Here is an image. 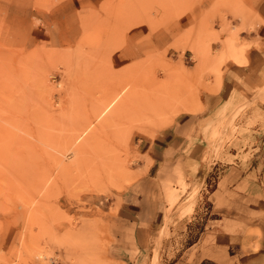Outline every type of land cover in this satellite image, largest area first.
Here are the masks:
<instances>
[{
	"label": "rangeland",
	"instance_id": "374dc122",
	"mask_svg": "<svg viewBox=\"0 0 264 264\" xmlns=\"http://www.w3.org/2000/svg\"><path fill=\"white\" fill-rule=\"evenodd\" d=\"M257 1L0 0V264L188 263L187 248L218 223L204 188L212 161L262 138L264 115L240 106L215 129L198 184L177 203L184 182L168 190L157 226L120 211L149 196L137 143L193 101L212 67L191 65L253 29ZM195 5L196 17L181 18ZM179 23L167 48L122 57L131 29L144 25L150 38ZM120 91L122 107L94 120ZM252 103L264 106V87Z\"/></svg>",
	"mask_w": 264,
	"mask_h": 264
},
{
	"label": "crops",
	"instance_id": "0c3cea01",
	"mask_svg": "<svg viewBox=\"0 0 264 264\" xmlns=\"http://www.w3.org/2000/svg\"><path fill=\"white\" fill-rule=\"evenodd\" d=\"M200 7H189L180 14L181 18L196 17ZM253 7V29L241 31L235 45H230L229 35H225V44L218 45L222 56L210 57L207 64L195 61L191 65L212 67L196 79L198 91L193 101L181 104L180 110L155 134L139 139L137 147L146 166L143 190L149 196L126 199L120 209L124 216L134 218L140 225L163 224L168 190L178 189L184 182L183 190L173 197L172 202L177 203L181 198L175 201L176 196L188 195V187L198 184V176L208 166L209 139L219 134L215 129L240 106L244 113L259 110L264 115V106L249 105L256 90L264 87V0H258ZM181 25L173 29L160 27L150 38L144 25L131 29L122 57L134 59L149 47L167 48ZM242 42L248 44L246 48ZM256 128L258 134L264 130L263 125ZM225 150V157L212 161L204 183V188H212L207 189V199L212 213L218 214V223L187 248V264H264V134L259 140L245 143L244 148L227 146ZM228 158L238 159L225 161ZM224 162L230 164L223 168ZM167 225L169 220L165 230Z\"/></svg>",
	"mask_w": 264,
	"mask_h": 264
},
{
	"label": "bare ground",
	"instance_id": "6f19581e",
	"mask_svg": "<svg viewBox=\"0 0 264 264\" xmlns=\"http://www.w3.org/2000/svg\"><path fill=\"white\" fill-rule=\"evenodd\" d=\"M119 88V87H118ZM126 89H127V87H126ZM122 91H120V92H117V93H115V95L113 94V96L111 97V98H108V97H106V100H104L100 105V108L98 109V110H96L97 112L96 113H94V120H100L101 118V115L103 114V113H106V111L108 112L109 111V109H111L113 106V109L115 108V110L117 111L118 110V108L121 106L122 107V105L126 102V100L125 101H122L123 103H121V99L119 98V100H120V102L118 101V97H119V94L121 93ZM122 94H123V92H122ZM121 94V95H122ZM127 94H128V92H127ZM121 95H120V97H121ZM128 96V95H127ZM124 99V98H123ZM164 99V98H163ZM166 100V99H165ZM168 102V101H167ZM186 106V105H185ZM99 107V106H98ZM118 107V108H117ZM186 108V107H185ZM112 109V110H113ZM102 110H104L103 112H102V114L100 115V116H96L97 115V113L98 112H101ZM111 111V110H110ZM89 125L90 124H87L86 123V125H85V128H84V133L85 134H88L87 133V131H88V129L90 128L89 127ZM3 136V135H2ZM57 166V165H56ZM66 169H67V167H63V171H66ZM69 170V169H68Z\"/></svg>",
	"mask_w": 264,
	"mask_h": 264
}]
</instances>
